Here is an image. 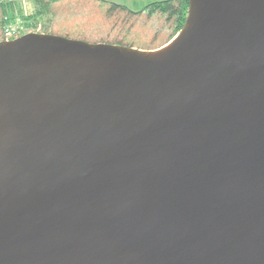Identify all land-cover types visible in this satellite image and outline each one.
Instances as JSON below:
<instances>
[{
  "label": "water",
  "instance_id": "obj_1",
  "mask_svg": "<svg viewBox=\"0 0 264 264\" xmlns=\"http://www.w3.org/2000/svg\"><path fill=\"white\" fill-rule=\"evenodd\" d=\"M174 37L0 41V264H264V0Z\"/></svg>",
  "mask_w": 264,
  "mask_h": 264
},
{
  "label": "rangeland",
  "instance_id": "obj_2",
  "mask_svg": "<svg viewBox=\"0 0 264 264\" xmlns=\"http://www.w3.org/2000/svg\"><path fill=\"white\" fill-rule=\"evenodd\" d=\"M141 1L146 0H57L49 12L35 19H26V15L40 8L39 5L35 0H12L8 14H13L14 18L7 24L20 22L26 31L52 33L88 42L133 45L147 50L159 48L167 44L173 34L164 16L110 10L111 4H124L135 9L136 5L142 4ZM3 30L0 9V41L3 40Z\"/></svg>",
  "mask_w": 264,
  "mask_h": 264
},
{
  "label": "trees",
  "instance_id": "obj_3",
  "mask_svg": "<svg viewBox=\"0 0 264 264\" xmlns=\"http://www.w3.org/2000/svg\"><path fill=\"white\" fill-rule=\"evenodd\" d=\"M57 0H35L36 4L39 5V9L35 12L26 15V19H35L50 11L51 6ZM142 4L136 5L135 9L129 8L124 4H111L110 10H126L133 14L146 13L148 16H153L155 14H160L165 17V19L170 23L172 27L173 34L169 41L182 29L186 16L188 13L189 0H146L141 1ZM12 0L3 2L0 0V9L2 13V25L12 21L14 15L8 14V10L12 7ZM3 36V34H2ZM133 47V45H129Z\"/></svg>",
  "mask_w": 264,
  "mask_h": 264
},
{
  "label": "built area",
  "instance_id": "obj_4",
  "mask_svg": "<svg viewBox=\"0 0 264 264\" xmlns=\"http://www.w3.org/2000/svg\"><path fill=\"white\" fill-rule=\"evenodd\" d=\"M26 27L24 24L17 22L15 24H5L4 30H3V40L8 41L12 40L14 38H17L25 33H28L30 31L25 30Z\"/></svg>",
  "mask_w": 264,
  "mask_h": 264
}]
</instances>
